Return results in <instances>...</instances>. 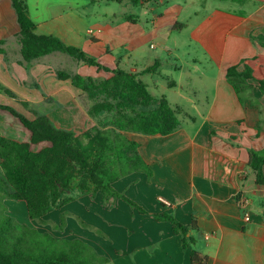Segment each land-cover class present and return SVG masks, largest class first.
Listing matches in <instances>:
<instances>
[{
	"label": "crops",
	"instance_id": "obj_1",
	"mask_svg": "<svg viewBox=\"0 0 264 264\" xmlns=\"http://www.w3.org/2000/svg\"><path fill=\"white\" fill-rule=\"evenodd\" d=\"M220 1L232 9L199 8L194 6L195 0H185L175 1L162 13L154 14L153 39L158 40V46H163L168 56L179 61L174 67L179 75L175 81L163 74L160 55L153 54V65L160 63L153 77L162 76L174 93L171 97L155 95L153 91V96L168 100L180 127L167 136L124 133L139 143L138 152L145 160L151 163L147 156L153 154V205L145 208L149 214H141L121 200L108 203L109 210L101 219L103 230L120 246L109 259L111 264H193L194 250L208 257L206 264H264V167L263 181L259 183L248 165L250 150H264V91L258 82L264 80V45L252 39L264 36V0L254 8H250L253 0ZM160 2L153 0V9ZM28 5L37 35H53L92 56L101 55L100 62L111 69L117 57L107 53L111 58L105 59L100 47L113 48L115 38L129 48V59L136 61L140 57V32L132 22L116 26L108 23L93 29V34L88 33L89 29L81 33L76 17L63 15L66 7L55 5L47 20L40 12L43 4L28 0ZM19 32L11 0H0V88L43 104L44 95L53 96L56 110L73 114L83 92L71 80L58 78L65 58L59 60L57 67L48 60L54 53L25 63ZM95 33L105 36L100 39ZM182 35L181 43L187 50L195 51L187 60L178 53L177 39ZM151 48L155 50L157 45ZM196 50L201 54H195ZM118 61L122 64V57ZM76 65L78 68L68 73L106 78L112 75L83 63ZM235 65H240V69L248 65L253 70L254 88L244 104L226 78L227 69ZM158 86L153 79V90ZM0 113L8 118V112ZM48 116L55 122L51 114ZM5 120L7 123L0 124V136L19 141L12 132L15 120ZM137 182L138 179L133 181ZM97 197L100 199L101 194ZM159 197L172 205L159 202ZM243 199L249 201L246 211L250 221L245 220ZM93 204L94 211H99L103 202ZM86 206L82 207L90 210ZM163 213L174 214L186 226L196 222L197 230L188 234L194 242L187 250L170 222L155 219L154 215ZM117 221L118 228L113 226Z\"/></svg>",
	"mask_w": 264,
	"mask_h": 264
},
{
	"label": "trees",
	"instance_id": "obj_2",
	"mask_svg": "<svg viewBox=\"0 0 264 264\" xmlns=\"http://www.w3.org/2000/svg\"><path fill=\"white\" fill-rule=\"evenodd\" d=\"M131 1L135 5L147 2ZM11 3L20 28L21 53L25 63L59 52L112 75L98 80L63 70L57 73L60 80H71L72 85L92 101L88 111L91 117L105 115L108 118L102 126H93L80 135L57 127L48 115L36 114L30 119L12 106L0 104V110L17 118L31 135L30 142L0 136V167L3 173L0 177V214L5 208L2 202L12 199L26 204L31 220L45 222L44 217L75 200L72 195L75 191L93 196L100 193L106 203L110 198L122 199L141 214H149L113 186L121 176L133 171L152 175L151 170L140 168L144 162L138 152L139 143L130 140L124 133L170 135L180 127L176 111L165 97H154L138 74L121 69L120 63L117 69H111L80 47L68 45L53 35H37V25L30 16L28 0H11ZM252 39L264 45V36ZM2 44L1 40L0 53L3 52ZM159 67L160 63L156 61L143 73L155 74ZM226 78L244 104L254 88L251 83L254 78L252 68L248 65L244 69H240V65L232 66L227 69ZM258 82L260 90L264 91V80ZM5 92L9 94V91ZM45 142L48 145L40 151L32 149V145ZM248 165L257 182H262L264 150H250ZM65 217L66 214H62V224L58 228L63 229ZM154 217L157 221L173 225L174 233L182 236L184 250L194 242L188 234L197 230L196 222L186 226L172 213L156 214ZM28 240H31L30 246L25 245ZM53 242L57 241L49 233H39L5 213L0 215V264H88L77 259L86 247L84 242L63 241L68 252L47 248L44 244ZM191 261L193 264H206L208 257L194 250ZM109 262V259H100V264Z\"/></svg>",
	"mask_w": 264,
	"mask_h": 264
},
{
	"label": "rangeland",
	"instance_id": "obj_3",
	"mask_svg": "<svg viewBox=\"0 0 264 264\" xmlns=\"http://www.w3.org/2000/svg\"><path fill=\"white\" fill-rule=\"evenodd\" d=\"M32 2L34 0H31ZM41 4H43V8H40V12L47 20H50V12L54 11L55 5L59 6V8L66 7V12L63 15L71 14L72 17H76L77 26L81 33L86 32L88 29H96L98 26H105L106 24L113 25H121V23L132 22L136 30L140 32V57H136V61L133 59H129L126 55L129 52L128 47L121 46V41L118 42V39L115 38L113 40V48L109 46L107 50L103 47H100L101 53L105 59L111 58L108 54H113L117 57V60H114V68L117 69L116 64H118V59L122 57L123 62L120 64V68L129 72V73H137L142 70L147 69L149 66L153 65V54L160 55L159 58L163 63V67L161 71L163 74L168 75L171 80H177L179 72L175 71V65L179 62H176L175 57L168 56L165 48L163 46H158V40L153 39V17L156 13H162L164 9L173 4L175 1L184 2L185 0H161L160 5L153 9V0H147L146 3L135 5L131 0H35ZM261 3V0H253L250 8L257 7ZM194 6L207 9H213L216 7L232 9L226 2H222L220 0H195ZM194 6H191V9H194ZM236 8V7H235ZM238 8V7H237ZM240 8V7H239ZM75 14V15H74ZM132 18L129 20L128 18ZM98 38L102 39L105 35H100V33H95ZM100 36V37H99ZM183 35L178 38L179 42V55L183 59H189L190 54H194V50L190 51L186 49V47L181 43V39ZM121 44V45H120ZM157 45V48L153 50L151 45ZM99 48V47H97ZM108 53V54H107ZM200 53L196 50L195 54ZM201 54V53H200ZM88 55L92 56L88 53ZM97 61L100 62L102 58L99 56H92ZM65 58L64 67L59 68L63 69L67 72L75 71L78 68L77 62L81 64L79 61L74 59L68 54L65 53H54L52 56L48 57V60L51 61L53 67H57L59 64V60L63 61ZM103 59V58H102ZM183 61V60H182ZM60 63V62H59ZM184 63V62H183ZM103 65V64H102ZM188 65V64H186ZM105 66V65H104ZM211 71L214 68H210ZM110 75V74H107ZM98 80H104L106 77H95ZM139 79L144 81L148 85L149 92L153 95V91L155 95L174 94L167 87V82L164 80L162 76L156 75L153 77V74L142 73L139 74ZM153 79L158 82V88L153 90ZM7 88H0V104H6L15 108L18 112L24 114L26 117L33 119L36 114H51V117L55 118V125L62 129H67L74 131L76 134H82L86 129H90L93 126H102L104 122H107L108 118L105 115L99 117H91L89 115V108L93 104L92 101L88 98V96L83 93L81 96L79 95L77 98L78 101V110L71 112H63L56 110L54 107L53 96L44 95L45 103H38V101H29L28 96L17 95L15 92L9 91L7 94ZM82 92V91H81ZM12 94V95H11ZM38 96H33V98H37ZM31 99V97H29ZM42 98V97H41ZM53 102V103H49ZM70 113V114H69ZM3 114V113H0ZM5 114V113H4ZM9 114V115H8ZM7 116L10 120H15L13 126V136L15 139L23 142H30L31 135L30 132L21 125L20 121H18L15 117H12L10 113ZM5 116V115H4ZM3 115L0 116V124L7 123ZM58 123L61 126H58ZM62 123V124H61ZM64 125V126H63ZM48 144L40 143L36 145H32V149L34 151H40ZM140 154V153H139ZM153 154H150L148 159H150L151 163L145 160L142 157L143 165L140 168L145 170H151L152 175H148L143 171H133L129 174H125L121 176L118 181L114 184V188L118 190L121 194L127 197L129 200L135 202L142 208L149 207L153 205V158L151 157ZM0 176H3L1 167H0ZM138 179L136 184L133 183L134 180ZM75 197L73 202L67 204L64 208L60 210H55L46 217H44L45 222H39L31 220L27 213L26 204L22 201H15L12 199H5L3 205L5 208L1 212L0 215H4V213L8 216L13 217L20 223L26 224L31 229H36L39 233H49L52 235L54 240L57 242L53 243H44L47 248L57 249V250H65L68 252V247L64 245L63 241H72V240H80L84 242L86 245L85 248L81 251V256H78L77 259L84 261L88 264H100V259H111V257L115 255V251L120 250V246L118 245V241L114 240L110 236L106 235L103 230V225L101 219L103 215L107 213L109 210L108 203L109 202H117L121 200L122 202H126L122 199H113L110 198L106 203L105 199L101 195V200L98 199L97 195H83L78 191L72 193ZM9 200V202H5ZM93 202H103L100 204L101 209L99 211H94L95 208H92L94 205ZM87 204V208L90 210H85L84 206ZM130 206L128 203H126ZM131 207V206H130ZM132 208V207H131ZM133 209V208H132ZM103 210V214H102ZM113 210V209H112ZM146 210V209H145ZM77 211V212H76ZM94 211V213H92ZM62 214H66L64 220L63 229L58 228L61 226V216ZM94 215V216H93ZM58 226V227H57ZM113 226L116 228L119 227V223H115ZM31 240H28L25 245L30 246ZM105 264H111L105 263Z\"/></svg>",
	"mask_w": 264,
	"mask_h": 264
},
{
	"label": "built area",
	"instance_id": "obj_4",
	"mask_svg": "<svg viewBox=\"0 0 264 264\" xmlns=\"http://www.w3.org/2000/svg\"><path fill=\"white\" fill-rule=\"evenodd\" d=\"M88 33L89 34H93L94 30L93 29H89ZM159 202L163 203L164 205H166L168 207H170L172 205L171 202H169L168 200H166V199H164L162 197H159ZM248 203H249V201L246 200V199L241 200V207L245 211V220L246 221H250V216H249V214L246 211V206L248 205Z\"/></svg>",
	"mask_w": 264,
	"mask_h": 264
}]
</instances>
